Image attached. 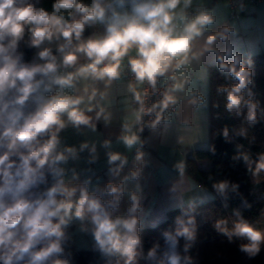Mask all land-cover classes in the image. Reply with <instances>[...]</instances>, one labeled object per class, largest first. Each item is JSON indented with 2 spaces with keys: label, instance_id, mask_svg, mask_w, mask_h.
Listing matches in <instances>:
<instances>
[{
  "label": "clouds",
  "instance_id": "9594fccd",
  "mask_svg": "<svg viewBox=\"0 0 264 264\" xmlns=\"http://www.w3.org/2000/svg\"><path fill=\"white\" fill-rule=\"evenodd\" d=\"M126 2H130V12H118L105 5L103 0H93L91 6L83 0H55L52 13L44 9H36L31 3L21 0H0V262L2 264H45L51 257L62 252L61 239L64 236L63 229L73 219L81 221L89 219L93 225V234L99 248L110 255H118L123 258L124 264H136L138 249L141 239L137 231L138 220L132 215L135 213L138 201L132 195V207L128 217L113 218L110 208L117 207L120 196L123 193V183L120 185H107V192L112 199L103 203L97 196L90 195L86 185L69 186L63 179L64 169L58 167L69 156L76 155L74 147H65L63 151H57L60 143L58 133L65 128L67 123L74 126L92 124V117L86 115L93 107L91 101L95 99L97 90L84 89L83 95H65L63 89L74 87L79 78H91L92 80H107L119 76L121 61L129 50L135 47L136 58L129 59V65L137 81L147 80L153 87L158 75L164 73L176 60L178 68L188 59L193 41L200 37L206 26L213 23V17L200 12L194 18L184 23L183 29L177 31L174 20L175 9L181 4V0H116L123 8ZM191 0H183L187 7ZM64 10H74L79 18L73 16L71 21L66 20L58 13ZM111 10V15H107ZM95 22L106 24L105 35L102 37H90L82 40L85 26ZM30 25V46L37 47L45 41L51 42L53 38L64 39V43L58 46V52L62 54V63L65 67L73 66L78 60V54L87 57L88 63L81 65L74 72L65 75H57V58L50 48H44L38 52L43 64H25L21 62V56L16 54L18 42L23 38L25 27ZM223 35V34H220ZM216 36H209L207 44L211 45ZM73 40L77 43L73 44ZM7 41V43H5ZM231 55V53H227ZM219 69L223 73L230 74L239 82L229 88H219L218 91L227 93L226 109L229 112L235 110L239 115L242 106H246L247 120L250 123L256 120L257 104L251 99H245L242 90L250 83V73L244 68L237 69L239 58L232 64L225 63L223 56L217 57ZM41 79H36L37 76ZM47 78V83L45 79ZM43 89L41 91V86ZM52 85L61 89L59 94L46 97L44 93L52 90ZM175 87H180L176 85ZM14 90L15 95L9 99V93ZM39 93L38 95H33ZM103 97V93L100 94ZM87 97L88 103L84 108ZM34 98L37 107L34 112L25 115L23 106ZM135 98L141 101L140 113L152 112V108L145 109L139 93ZM174 98L165 94L161 104L167 107ZM104 109L99 107L96 119L99 120ZM67 117L65 120L63 117ZM139 119V114L137 116ZM22 121V122H21ZM47 134L48 138L41 142L40 137ZM227 136V129L224 131ZM123 142L131 148L137 143L136 135L122 137ZM108 142H105V147ZM88 148L84 143L80 146L83 151ZM23 149V150H22ZM91 152H95V145ZM18 157V160L12 157ZM142 154L137 155L139 161ZM244 160L249 162V157L244 155ZM111 171L118 174L126 163L119 153H109V164H115ZM57 178L56 182L35 200H29L23 193L27 192L37 182L44 180V168ZM264 170V154L259 157L255 174ZM138 171L131 173V179H135ZM227 182H220L215 187L223 192L227 188ZM77 192L79 196L77 197ZM9 196L11 202H6ZM59 197V199H58ZM75 197V199H74ZM239 215V213H237ZM194 222L189 219L187 224L183 220H177L175 234L165 232L166 242L170 251L164 254L160 264H181V257L175 251L177 237L183 236L193 239L194 229L189 225ZM227 221L217 222L216 227L228 235L244 237L248 243L242 245V250L255 255L260 251V245L264 242V232L256 230L243 219L238 220L229 230ZM55 238V239H53ZM42 241H47L42 244ZM41 245L40 247H37ZM156 249L148 252V257L153 258ZM27 257V259H25ZM52 264H67V261L54 259Z\"/></svg>",
  "mask_w": 264,
  "mask_h": 264
},
{
  "label": "crops",
  "instance_id": "0c3cea01",
  "mask_svg": "<svg viewBox=\"0 0 264 264\" xmlns=\"http://www.w3.org/2000/svg\"><path fill=\"white\" fill-rule=\"evenodd\" d=\"M91 6L93 0H83ZM33 0L31 4H33ZM55 0H38L37 6L52 13ZM103 3L111 5L118 12H130L131 4L126 2L121 8L116 0H103ZM177 31L183 29L188 19L194 18L200 12H206L213 17V23L206 26L201 36L193 41L188 59L178 68L176 60L169 69L162 75V78H170L174 82L171 89V96L174 98L173 110L158 111L156 117L148 126L144 138V144L136 148L139 143V136L136 132L137 113L130 101L129 94L131 85L123 76L128 55H136L135 47L129 50L122 59L120 74L118 77L107 80H92L91 78H79L75 81L74 87L64 88L65 95H83L87 88L89 94L92 89L97 90V95L91 101L92 105L99 104L104 109L100 119H96V112L99 107H93L86 115L92 117V124L74 126L67 123L65 128L58 133L60 143L57 151H63L65 147H74L76 155L69 156L65 162L58 167L64 169L63 179L69 186L86 185L90 195L97 196L103 203L107 204L112 195L107 192V185H120L123 183V193L120 196L116 208L109 211L113 218L128 217L129 209L132 207V195L137 197L138 206L135 213H132L137 220L138 226H153L165 218L166 211L182 205H198L213 197V192L200 184L186 170L189 159H193L199 168L209 166L208 156L197 158L196 150L207 149L210 138V119L208 111V68L207 65L217 62L218 56L231 61L237 57L251 55L261 48H264V1L252 4L244 0L236 10L237 15H230V8L225 0H191L187 7L183 0L174 10ZM79 18L74 10H64L58 13L66 20L71 21L73 16ZM107 15H111V10ZM90 26L92 31L82 35V40L90 37H102L105 35L106 24L95 22ZM30 28L31 26H27ZM223 34V35H220ZM209 36H216L211 45L207 44ZM31 34L29 37L30 42ZM64 43V39L53 38L51 42L45 40L39 48L34 47L32 63L43 64L38 52L44 48H50L52 54L57 58V75H65L74 72L78 67L88 63L83 54H78L75 65L65 67L62 63V54L58 52V46ZM77 43L73 40V44ZM231 55H227V53ZM37 76L36 79H41ZM45 83H47V78ZM180 85V87H175ZM43 85L41 86V91ZM61 89L52 85V90L44 93L46 97L59 94ZM103 93V97H101ZM39 93L33 94L38 95ZM88 103L85 97V103ZM67 120V117H63ZM136 135L138 141L131 148L124 142L122 137ZM48 136L40 140L47 139ZM108 146L105 147V142ZM88 144L83 151L80 146ZM95 145V152H91ZM109 153H119L126 160L118 174H114L115 164H109ZM142 154L137 160V155ZM208 165V166H206ZM138 171L135 179H131V173ZM56 179L50 172L45 184V191L50 188ZM79 192H77V197ZM59 199V197H58ZM75 199V197H74ZM68 237L74 247L87 251L91 259L103 261V264H124L123 258L118 255H110L102 251L93 234V225L89 219L83 221L73 218ZM137 226V228H138ZM136 264H160L161 258L168 251L155 255L153 258L143 257L141 246L138 249ZM181 263L185 260L182 254ZM160 256V257H159ZM186 261V260H185Z\"/></svg>",
  "mask_w": 264,
  "mask_h": 264
},
{
  "label": "trees",
  "instance_id": "16d2710c",
  "mask_svg": "<svg viewBox=\"0 0 264 264\" xmlns=\"http://www.w3.org/2000/svg\"><path fill=\"white\" fill-rule=\"evenodd\" d=\"M36 1L38 0H33L32 5L38 10L40 8ZM91 31L90 26L85 27L82 35ZM30 34L26 26L16 49V54L21 56V62L25 64H31L34 51L29 42ZM234 60H225V63L232 64ZM239 61L237 69L244 67L250 73L251 82L242 90V95L257 104L256 120L253 123L247 120L246 106H242L239 115L235 110L229 112L226 109L227 93L218 89H230L239 81L230 74L221 72L218 61L208 64L209 146L207 149L196 150L195 156H208L210 165L207 168H199L191 158L186 170L200 184L211 190L214 197L198 205L171 208L166 211L165 218L153 226H138L143 257H148V252L153 248L156 249V255L170 250L164 233L170 232L174 235L178 219L183 220L185 224L191 219L194 224L189 227L194 229L193 239L177 237L175 251L178 254H187V260L181 264H240L245 257L249 258L248 264H264L260 251L250 255L242 250L241 246L248 243L246 238L232 236L229 239L228 235L216 227L218 221L224 220L227 224L222 227L231 230L240 219L256 230L261 231L264 227V170L254 175L259 157L264 154V48L251 55L239 57ZM14 95L12 90L8 98L11 99ZM36 107L34 98H30L23 106V111L28 115L34 112ZM225 129L227 136L224 135ZM46 136L47 134L41 138ZM4 150L0 148V152ZM244 155L249 157V162L244 160ZM12 159L18 160V157L13 156ZM43 171V182H37L23 193L25 198L35 200L42 197L50 174L47 165ZM249 177H254L255 180L247 181ZM220 182H227L228 185L223 192L215 187ZM5 200L11 202L9 196H6ZM242 201H245V204L240 205ZM70 229V225L63 229L64 236L60 241L62 252L51 257L45 264H52L54 259L65 260L67 264H103L101 260L91 259L87 251L74 247L68 237ZM46 242L42 241V244Z\"/></svg>",
  "mask_w": 264,
  "mask_h": 264
},
{
  "label": "built area",
  "instance_id": "2783aa9c",
  "mask_svg": "<svg viewBox=\"0 0 264 264\" xmlns=\"http://www.w3.org/2000/svg\"><path fill=\"white\" fill-rule=\"evenodd\" d=\"M225 1H227L229 5L230 15L233 17L237 15L236 10L239 6L242 5L244 0H225ZM248 1L252 4H257L260 1H264V0H248ZM136 57L137 54L128 55L123 76L126 80L129 81L131 85L129 98L136 110L137 115L139 114V119L137 118V122H136V132L139 136V143L137 144L136 148H138L144 144L146 130L148 129V126L151 123V121L156 117L157 112L162 110L174 109L173 102H169L167 107H164L161 104V101H163L166 93L171 95V89L174 86V82L169 77L162 78V75L157 76L155 87H153V85H151L147 80L142 82L137 81L129 65V59ZM136 93L140 94L141 100L143 101V107L145 109L152 108L153 105H156L155 110L152 112L140 113L141 101H138L135 98Z\"/></svg>",
  "mask_w": 264,
  "mask_h": 264
},
{
  "label": "rangeland",
  "instance_id": "374dc122",
  "mask_svg": "<svg viewBox=\"0 0 264 264\" xmlns=\"http://www.w3.org/2000/svg\"><path fill=\"white\" fill-rule=\"evenodd\" d=\"M31 1H32V0H24V2H26V3H31ZM18 6H22L20 1H18ZM29 26H30V25H29ZM209 165H210V162H209ZM206 166H208V165H206ZM206 168H207V167H206ZM246 180H247V181H253V180H255V178H254V177H249V178H247ZM213 197H214V194H213ZM213 197H212V198H213ZM243 204H245V201H242V202L240 203V205H243ZM261 232H264V227L261 228ZM260 254H261L262 259H264V242H262L261 245H260ZM179 256H180V255H179ZM181 256L184 257L185 260H187V254H186V253L182 254ZM159 257H160V256H159ZM163 259H164V256L161 258V260H163ZM185 260H184V261H185ZM248 262H249V258H248V257H245L244 259H242V260L240 261V264H248Z\"/></svg>",
  "mask_w": 264,
  "mask_h": 264
}]
</instances>
